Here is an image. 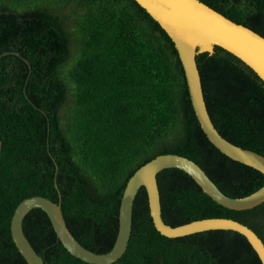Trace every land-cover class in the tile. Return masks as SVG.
Here are the masks:
<instances>
[{
  "label": "trees",
  "instance_id": "trees-1",
  "mask_svg": "<svg viewBox=\"0 0 264 264\" xmlns=\"http://www.w3.org/2000/svg\"><path fill=\"white\" fill-rule=\"evenodd\" d=\"M200 1L264 37V0ZM5 51L18 55L0 57V264H27L12 241L10 220L15 206L33 195L60 201L81 245L109 251L127 180L158 154L193 160L228 196L263 185L259 170L207 139L174 43L135 0H0V53ZM195 59L217 131L264 156L262 79L218 45ZM156 178L166 224L228 217L264 243V202L233 210L178 168L163 169ZM22 227L44 264H90L63 247L41 208L31 209ZM110 264L262 263L232 230L160 234L141 186L127 249Z\"/></svg>",
  "mask_w": 264,
  "mask_h": 264
},
{
  "label": "water",
  "instance_id": "water-1",
  "mask_svg": "<svg viewBox=\"0 0 264 264\" xmlns=\"http://www.w3.org/2000/svg\"><path fill=\"white\" fill-rule=\"evenodd\" d=\"M160 25L177 50L186 79L191 104L199 125L207 139L229 158L251 166L264 175V156L240 147L224 138L213 125L204 101L196 53L212 52L213 45L229 51L248 65L264 82V37L252 29L236 23L200 0H135ZM18 55L17 51H5ZM28 64L31 72L30 63ZM27 81V80H26ZM0 140V154H1ZM166 168H178L187 173L216 203L233 210L253 208L264 202V183L252 193L232 197L222 192L205 171L193 160L175 153L158 154L139 166L127 180L118 210V231L111 249L97 253L81 245L71 234L63 217L60 201L33 195L22 199L14 208L10 220V234L17 250L27 264H44L34 250L22 223L33 208L45 211L63 247L74 257L90 264H110L127 249L131 233L132 207L138 189L147 192L149 214L155 229L167 237H179L210 229H225L243 235L264 264V243L245 224L228 217H209L176 226L166 224L161 216L160 194L156 175Z\"/></svg>",
  "mask_w": 264,
  "mask_h": 264
},
{
  "label": "bare ground",
  "instance_id": "bare-ground-1",
  "mask_svg": "<svg viewBox=\"0 0 264 264\" xmlns=\"http://www.w3.org/2000/svg\"><path fill=\"white\" fill-rule=\"evenodd\" d=\"M27 95V94H26Z\"/></svg>",
  "mask_w": 264,
  "mask_h": 264
}]
</instances>
